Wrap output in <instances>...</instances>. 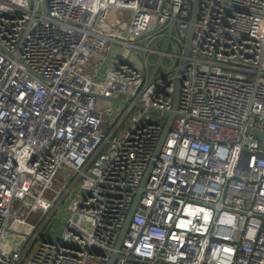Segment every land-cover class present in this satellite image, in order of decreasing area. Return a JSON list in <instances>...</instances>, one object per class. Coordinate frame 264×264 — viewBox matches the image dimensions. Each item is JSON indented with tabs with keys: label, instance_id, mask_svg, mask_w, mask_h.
<instances>
[{
	"label": "built area",
	"instance_id": "obj_1",
	"mask_svg": "<svg viewBox=\"0 0 264 264\" xmlns=\"http://www.w3.org/2000/svg\"><path fill=\"white\" fill-rule=\"evenodd\" d=\"M192 11L0 0V264H264V0H199L155 157Z\"/></svg>",
	"mask_w": 264,
	"mask_h": 264
},
{
	"label": "water",
	"instance_id": "obj_2",
	"mask_svg": "<svg viewBox=\"0 0 264 264\" xmlns=\"http://www.w3.org/2000/svg\"><path fill=\"white\" fill-rule=\"evenodd\" d=\"M199 16V0H193V11H192V15H191V22L188 28V32H187V37H186V45H185V49L184 52L182 54L181 60H180V64H179V69H178V75L176 78V86H175V92H174V102H173V109L171 111H167L165 112V114L167 115V120L165 122L162 134L160 136L157 148L155 150V157H158L164 141L166 139L167 133L171 127V124L175 118V116L177 115V109H178V104H179V97H180V90H181V85H182V81L184 78V72L188 63V58L190 56V52H191V48H192V43H193V35H194V29H195V23L198 19ZM105 99L111 101V102H122V103H126L124 100L120 99V98H115V97H109V96H104ZM256 134L258 135H263L264 136V132L261 131H254ZM155 164V160L153 159L151 161V163L149 164L147 171L144 175L143 181L141 186L144 187L147 183V181L149 180L150 177V173L151 170L153 168ZM141 193L139 192L134 200L133 206L128 214L127 220L125 222V225L122 229V232L119 236V239L117 241L116 246L120 247L123 241V238L125 236L126 230L130 224V221L132 219L133 213L135 211V208L138 204L139 201V197H140ZM117 257V253H113L112 254V259L107 263V264H112L114 259Z\"/></svg>",
	"mask_w": 264,
	"mask_h": 264
},
{
	"label": "rangeland",
	"instance_id": "obj_3",
	"mask_svg": "<svg viewBox=\"0 0 264 264\" xmlns=\"http://www.w3.org/2000/svg\"><path fill=\"white\" fill-rule=\"evenodd\" d=\"M40 10L46 11V5H44L43 7L41 6V7H40ZM160 44H161L160 42H156V45H157V46H160ZM116 47H117V50H116V51H119L118 48H121V49H122V47H120V45H116ZM141 59L144 60L142 56H141ZM151 59H152V60H153V59H156V55L152 54V55H151ZM138 61H139V60H138ZM140 61H141V60H140ZM140 61H139V63L142 64V62H140ZM166 61H168V59H166ZM105 103H106L107 105L114 106V103H113V102H110V101H109V102H105ZM48 228H49V226H48Z\"/></svg>",
	"mask_w": 264,
	"mask_h": 264
},
{
	"label": "bare ground",
	"instance_id": "obj_4",
	"mask_svg": "<svg viewBox=\"0 0 264 264\" xmlns=\"http://www.w3.org/2000/svg\"><path fill=\"white\" fill-rule=\"evenodd\" d=\"M30 206V202H28L27 204H26V208H28Z\"/></svg>",
	"mask_w": 264,
	"mask_h": 264
}]
</instances>
